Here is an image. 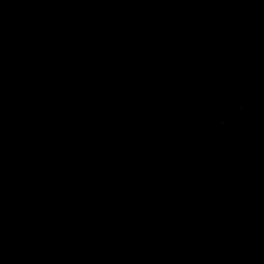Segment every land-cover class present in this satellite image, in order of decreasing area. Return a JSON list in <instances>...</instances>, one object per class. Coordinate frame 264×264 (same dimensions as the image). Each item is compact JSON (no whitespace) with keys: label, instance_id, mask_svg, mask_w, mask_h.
<instances>
[{"label":"water","instance_id":"1","mask_svg":"<svg viewBox=\"0 0 264 264\" xmlns=\"http://www.w3.org/2000/svg\"><path fill=\"white\" fill-rule=\"evenodd\" d=\"M0 264H264V0H0Z\"/></svg>","mask_w":264,"mask_h":264},{"label":"clouds","instance_id":"2","mask_svg":"<svg viewBox=\"0 0 264 264\" xmlns=\"http://www.w3.org/2000/svg\"><path fill=\"white\" fill-rule=\"evenodd\" d=\"M245 111V104L242 100L233 98L230 104V112L234 114H242ZM224 122L221 121V124Z\"/></svg>","mask_w":264,"mask_h":264}]
</instances>
